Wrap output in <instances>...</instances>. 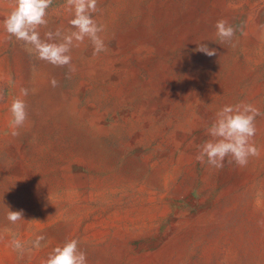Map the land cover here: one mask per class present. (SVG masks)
Returning a JSON list of instances; mask_svg holds the SVG:
<instances>
[{
    "label": "rangeland",
    "instance_id": "1",
    "mask_svg": "<svg viewBox=\"0 0 264 264\" xmlns=\"http://www.w3.org/2000/svg\"><path fill=\"white\" fill-rule=\"evenodd\" d=\"M64 4L53 0L42 38L70 27ZM12 7L0 0V264H43L70 239L87 264H264V115L260 156L247 166L196 160L223 106L264 113V0H98L106 50L93 56L87 40L73 48L75 72L6 33ZM214 11L218 20L228 11L233 40L221 43L212 25L190 42L186 31L210 27ZM201 43L217 55L197 51ZM21 88L28 118L13 136ZM7 208L25 222L10 224ZM9 228L46 240L21 256Z\"/></svg>",
    "mask_w": 264,
    "mask_h": 264
},
{
    "label": "clouds",
    "instance_id": "2",
    "mask_svg": "<svg viewBox=\"0 0 264 264\" xmlns=\"http://www.w3.org/2000/svg\"><path fill=\"white\" fill-rule=\"evenodd\" d=\"M13 7L3 21L4 30L10 37L22 41L29 46L37 58L54 67H68L69 72H75L72 65L71 51L78 48L86 40L93 48V56L106 50L105 40L101 33L104 25L97 22L98 0H65L64 9L71 16L68 20L69 28L57 27L49 30L41 37L39 29L48 24V9L53 0H12ZM264 27V26H262ZM215 35L221 43H230L236 29L225 19L215 24ZM197 51L212 57L217 55L215 49H209L207 44H198ZM52 87L58 82L53 79ZM29 95V89L21 88L20 96L14 98L10 105V127L13 136L19 135L27 118V105L23 97ZM264 113L251 103L239 102L235 105L223 106L215 115L207 128L210 139L198 145L196 160L208 166L220 169L225 159L230 157L238 167H245L250 157H259L260 150L253 142L257 133L256 118ZM6 219L12 225L25 222L23 211H12L7 208ZM258 226L264 227V219L259 220ZM11 235L10 247L21 256L31 254L33 249L42 247L46 240L44 235H37L30 242L21 241L12 229H5ZM43 264H87V254L79 247L76 239L66 240L63 245L55 247Z\"/></svg>",
    "mask_w": 264,
    "mask_h": 264
},
{
    "label": "bare ground",
    "instance_id": "3",
    "mask_svg": "<svg viewBox=\"0 0 264 264\" xmlns=\"http://www.w3.org/2000/svg\"><path fill=\"white\" fill-rule=\"evenodd\" d=\"M204 4V3H203ZM207 6V5H206ZM101 14V13H100ZM213 17H212V19H211V26L210 27H208V28H204L203 30H199L198 28L197 29H193V30H188V31H186L187 32V38H188V40L190 41V42H192V41H194L193 40V38H195V37H197L198 36V38L199 37H201L202 35H205V36H207V34H212L213 33V31H214V27H213V29H212V25H215L216 24V22L218 21V19H217V16H219L221 13H219L218 11H214L213 13ZM98 16H100V15H98ZM253 16V15H252ZM101 17V16H100ZM99 17V18H100ZM215 18V19H214ZM220 19H225V20H229V14H228V11L227 12H225V14H224V16L222 17V18H220ZM230 21V20H229ZM258 21H260V20H258ZM264 23V22H263ZM258 27V26H257ZM143 28V27H142ZM260 28V27H259ZM253 29H255V28H253ZM143 30V29H142ZM250 30V29H249ZM251 31V30H250ZM255 31V30H254ZM136 32V31H135ZM140 33V32H139ZM138 33V34H139ZM202 33V34H201ZM141 34V33H140ZM146 34V33H145ZM253 34V33H252ZM254 35V34H253ZM205 36H203V37H205ZM120 37H123V36H120ZM146 38V37H145ZM182 38L183 39H187L185 36H183L182 35ZM197 38V39H198ZM243 38V37H242ZM257 38V37H256ZM125 39V38H124ZM118 40V39H117ZM121 40V39H120ZM131 40V39H130ZM129 40V41H130ZM127 42V41H126ZM129 43V42H128ZM193 44V43H192ZM191 44V45H192ZM251 44H253V43H251ZM257 44V43H256ZM190 45V44H189ZM120 48V47H119ZM149 50V49H148ZM152 51V50H151ZM150 52V51H149ZM73 54V53H72ZM246 60V59H245ZM126 62H128V61H123V62H118V63H116V65H114L115 67H120V68H125V66H126ZM251 62V61H250ZM147 63V62H146ZM110 68H112V67H110ZM145 68V67H144ZM55 69H57V68H55ZM109 70V69H108ZM57 74V73H56ZM141 80V79H140ZM143 81V80H142ZM158 85V84H157ZM44 87H46V86H44ZM47 88V87H46ZM85 91V90H84ZM79 95V94H78ZM145 105V104H144ZM157 106V104H155V107ZM144 107V106H143ZM154 109V108H153ZM155 111V110H154ZM103 123V122H102ZM196 150V149H195ZM192 151V150H191ZM118 167V166H117ZM239 170L238 169H236V172H238ZM242 174V173H241ZM229 175L232 177V175H234V173L233 172H231V173H229ZM248 177H249V179L251 178V176L250 175H247ZM223 177V176H222ZM221 180V179H220ZM235 182V181H234ZM39 195V194H38ZM188 199H189V203L190 204H192V206L194 205V200H193V196L189 193V195H188ZM188 202V201H187ZM173 206V205H172ZM191 206V205H190ZM179 207V206H178ZM174 208V207H173ZM204 208V207H203ZM169 209V208H168ZM200 209V208H199ZM198 210V209H197ZM170 211V210H169ZM191 212V211H190ZM192 212H194V211H192ZM177 219V218H176ZM171 221V220H170ZM258 221V220H257ZM236 226V225H235ZM236 231V230H235ZM257 233V232H256ZM165 234V233H164ZM155 236V235H154ZM158 236V235H157ZM180 236V235H179ZM178 236V237H179ZM184 237V236H183ZM180 239V238H179ZM184 240V239H183ZM209 240H211V239H209ZM228 240H229V238H228ZM194 241V240H193ZM215 242V241H214ZM189 243V242H188ZM191 243V242H190ZM215 245H217V244H215ZM234 246V245H233ZM174 247V246H173ZM207 247V246H206ZM234 248V247H233ZM233 248H232V250H233ZM164 249V248H163ZM167 249V248H166ZM169 249H172V247H171V244L169 243ZM186 249V248H185ZM184 249V250H185ZM162 251V250H161ZM171 251V250H170ZM213 251V250H212ZM215 251V250H214ZM164 252V251H163ZM162 252V253H163ZM166 252V251H165ZM168 252V251H167ZM173 252V251H172ZM210 252V251H209ZM233 252V251H232ZM156 253V252H155ZM181 253V252H180ZM185 253V252H184ZM194 253V252H193ZM207 253H208V251H207ZM165 254V253H164ZM168 254H171V253H168ZM206 254V253H205ZM182 255V254H181ZM208 255V254H207ZM212 256V255H211ZM181 258V257H180ZM183 258V257H182ZM192 259V258H191ZM194 260V259H193ZM209 260V259H208ZM191 262V261H190ZM198 262V261H197ZM209 262V261H208ZM207 262V263H208ZM176 263V262H175ZM200 264V263H199Z\"/></svg>",
    "mask_w": 264,
    "mask_h": 264
}]
</instances>
